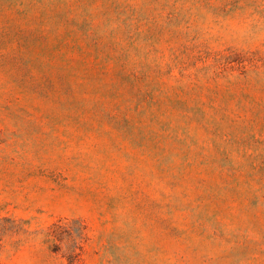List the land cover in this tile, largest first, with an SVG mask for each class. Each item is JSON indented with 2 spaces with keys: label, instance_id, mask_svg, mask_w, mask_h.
<instances>
[{
  "label": "rangeland",
  "instance_id": "1",
  "mask_svg": "<svg viewBox=\"0 0 264 264\" xmlns=\"http://www.w3.org/2000/svg\"><path fill=\"white\" fill-rule=\"evenodd\" d=\"M0 264H264V0H0Z\"/></svg>",
  "mask_w": 264,
  "mask_h": 264
}]
</instances>
